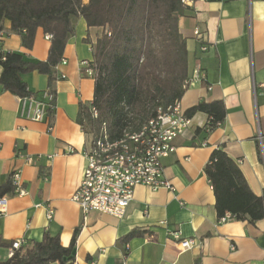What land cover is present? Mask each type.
Returning <instances> with one entry per match:
<instances>
[{"label":"crops","instance_id":"0c3cea01","mask_svg":"<svg viewBox=\"0 0 264 264\" xmlns=\"http://www.w3.org/2000/svg\"><path fill=\"white\" fill-rule=\"evenodd\" d=\"M74 26L62 57L67 62L53 69L54 108L45 120L23 115L21 97L0 83V184L19 170L24 192L6 195L0 261L9 258L8 246L15 239L30 246L48 231L68 246L79 228L76 264H264V218L251 223L234 217L220 223L205 173L213 151L224 147L252 191L264 195V95L259 87L264 82V0H193L180 17L190 75L197 62L207 74L206 81L188 87L180 103L187 111L199 102L219 100L226 116L210 133L197 132L208 123V113L192 116L189 129L175 141L176 150L163 159L164 175L173 188L137 186L122 218L98 211L85 214L72 200L92 139L78 117L80 104L93 102L95 78L82 72L81 62L94 59V46L105 31L88 27L83 17ZM3 31L0 52H19L32 62L47 59L51 39L42 29L31 49L24 47L9 19L3 20ZM202 45L208 50L202 51ZM2 72L0 64V77ZM22 78L39 98L51 89L49 76L37 70ZM49 209L54 211L51 220ZM134 229L142 234L125 241ZM171 231L196 239V245L183 250Z\"/></svg>","mask_w":264,"mask_h":264},{"label":"trees","instance_id":"16d2710c","mask_svg":"<svg viewBox=\"0 0 264 264\" xmlns=\"http://www.w3.org/2000/svg\"><path fill=\"white\" fill-rule=\"evenodd\" d=\"M187 9L182 0H0V32L3 20L9 19L28 49L33 47L39 29L51 35L46 60L32 62L19 52H0V83L5 91L21 98L28 96L31 92L22 74L37 70L49 76L50 90L56 94L53 69L75 33V19L83 17L88 27H103L105 31L94 46L91 61L96 69L94 99L91 105L80 104L78 120L92 138L106 127L111 139H119L126 132L139 131L157 116L160 107L180 102L188 89L190 58L179 29V19ZM92 106L98 110L97 117L92 115ZM200 111L208 113L210 119L197 132L210 133L226 116V107L219 100L199 102L186 113L192 117ZM52 112L50 109L48 116ZM205 173L219 217L231 213L251 223L264 218V195L252 191L237 161L224 147L213 151ZM13 193L16 187L9 175L0 184V197ZM78 231L68 246L62 245L58 234L46 231L41 241L22 246L0 264H76ZM140 234L134 229L124 240Z\"/></svg>","mask_w":264,"mask_h":264},{"label":"built area","instance_id":"2783aa9c","mask_svg":"<svg viewBox=\"0 0 264 264\" xmlns=\"http://www.w3.org/2000/svg\"><path fill=\"white\" fill-rule=\"evenodd\" d=\"M182 2L185 6H191L193 0H182ZM195 34H200L199 29L195 30ZM3 37L4 31H1L0 44ZM47 37L51 39V35ZM201 50H208V46L202 45ZM66 62V59L61 60L63 64ZM81 65L85 75L93 77L96 74L91 61L83 60ZM62 77L64 78L65 74H62ZM206 80L207 74L201 63L197 62L186 85L189 87ZM259 87L264 95V82L260 83ZM209 88L212 89V86ZM256 89L257 85L254 84L255 94H257ZM54 99L55 94L51 90L46 91L42 98L34 93L22 97V114L33 120H45L49 110L54 108ZM91 112L94 117L98 116L95 106L91 107ZM191 122V117L187 115L182 104L177 102L166 108L160 107L157 116L151 118L139 131L126 132L119 139H111L108 130L104 127L98 137L91 139V145L86 151L87 165L72 200L85 214L98 211L122 218L134 199L137 186L143 185L154 190L162 187L172 189V182L164 175L163 159L176 150V139L186 133ZM258 138L262 139L260 128ZM27 160L32 162L30 157H27ZM10 175L16 193L23 194L21 172L14 170ZM7 201L6 196L0 197V216L6 212ZM53 213L52 209L48 210L47 215L50 220ZM232 218L234 216L227 213L219 217V222L223 223ZM170 234L179 242L183 250H189L196 245V239L184 238L180 231H171ZM24 242V239L18 238L10 243L9 258L15 255Z\"/></svg>","mask_w":264,"mask_h":264}]
</instances>
